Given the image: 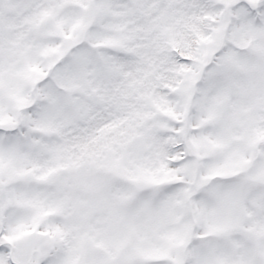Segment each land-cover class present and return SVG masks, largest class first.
I'll use <instances>...</instances> for the list:
<instances>
[{
  "label": "snow or ice",
  "instance_id": "6c2138e0",
  "mask_svg": "<svg viewBox=\"0 0 264 264\" xmlns=\"http://www.w3.org/2000/svg\"><path fill=\"white\" fill-rule=\"evenodd\" d=\"M0 264H264V0H0Z\"/></svg>",
  "mask_w": 264,
  "mask_h": 264
}]
</instances>
